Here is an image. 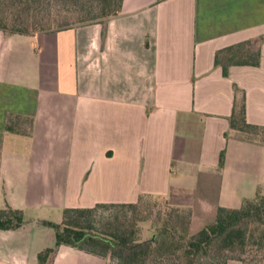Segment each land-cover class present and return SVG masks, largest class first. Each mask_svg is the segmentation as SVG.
Here are the masks:
<instances>
[{"label":"crops","instance_id":"1","mask_svg":"<svg viewBox=\"0 0 264 264\" xmlns=\"http://www.w3.org/2000/svg\"><path fill=\"white\" fill-rule=\"evenodd\" d=\"M245 40L259 63L224 74L218 51ZM243 94L256 131L231 127ZM141 194L189 209L191 229L264 195V0H123L103 20L0 27V208L23 215L0 227V264H36L66 207ZM45 264L107 260L61 244Z\"/></svg>","mask_w":264,"mask_h":264},{"label":"trees","instance_id":"2","mask_svg":"<svg viewBox=\"0 0 264 264\" xmlns=\"http://www.w3.org/2000/svg\"><path fill=\"white\" fill-rule=\"evenodd\" d=\"M2 3L3 1L0 0V27L9 34L63 28L70 26L74 21L103 20L117 14L121 10L123 0H96L88 9V13L77 11L74 15L68 10L56 13L48 10L44 17H36L31 22L28 18L21 19L18 15L15 17L2 15ZM247 45L249 47L246 51L243 48ZM254 48L256 50L253 51ZM259 58L260 51L257 45H252V40H245L219 50L216 63L222 62L224 74H228L229 64H258ZM230 124L232 128L248 132L256 131L258 128L257 125L247 121L244 94L234 101ZM223 158L224 151L221 153V163H223ZM150 196L154 195L141 194L135 202L97 203L93 207H66L62 221L44 220V223L56 230V244L40 251L36 264H45L49 256L61 244L72 245L101 256L108 252L114 254L119 251L120 256L127 259L122 264L145 262L157 252L165 253L166 249L176 254L181 262L179 264H215L208 256L215 246L229 248L240 253L246 252L250 246L255 245L259 249H264V195L262 194L244 199L240 207L220 206L215 221L196 232H190L191 211L189 209L186 215L178 219H184L183 221L187 223L186 231L177 230V223H172V225L164 223L152 234L153 238L147 239L138 236L135 230L124 229V222H121L123 228L116 226V228L110 227L101 231L91 220L94 213L105 208L133 207L139 210L146 198ZM116 219H118L117 215ZM22 222L21 209L10 205L0 208L1 228H11ZM252 224L255 225L251 229ZM256 228L262 231L258 236L255 235ZM163 247L166 249H162ZM203 255H206L203 261H198ZM237 259L245 264L244 258L238 257Z\"/></svg>","mask_w":264,"mask_h":264},{"label":"rangeland","instance_id":"3","mask_svg":"<svg viewBox=\"0 0 264 264\" xmlns=\"http://www.w3.org/2000/svg\"><path fill=\"white\" fill-rule=\"evenodd\" d=\"M1 9H3L2 15L7 14L9 17L19 16L21 19L28 18L29 21H33L36 17H44L48 10L56 13L61 10H68L72 15L77 14V11L89 12L91 5L96 2V0H2ZM69 16V15H68ZM89 21H74L70 25H75L79 23H85ZM247 45L243 49L247 51ZM256 48L253 49V51ZM211 171H214L211 169ZM204 173L202 174L203 178ZM213 177H219V174H213ZM201 192V190L199 191ZM188 212L187 208L177 207L171 204L168 199L161 196H150L147 197L144 203L139 207V210L133 207H118V208H105L99 210L92 215V222L96 225L99 230H105L107 228L122 227L124 222V229L135 230L138 232V236L147 239L152 236V234L158 230V227L164 223L172 225V223H177V230L184 232L186 231L185 226L187 223L182 220V215H186ZM210 212H206L204 217L209 218ZM116 215L118 219H116ZM180 215V216H179ZM212 217L217 216V211ZM194 226L190 227V232H196L204 225L201 224L198 218L195 219ZM210 222V221H209ZM255 224L251 225L254 227ZM260 228L255 229V235L261 234ZM99 248V247H98ZM162 249H166L163 247ZM167 250V249H166ZM165 253H155L149 257L148 260L135 262L133 264H179L181 263L176 254L168 252ZM202 256L201 260L203 261ZM210 259L214 261L215 264L226 262L231 259H237L242 257L245 259V264H264V249H259L257 245L250 246L248 250L244 253L239 251H232L229 248H220L215 246L211 254H208ZM104 257L107 260V264H122L126 261V258L120 256L119 251L112 254L108 252ZM185 262V261H184Z\"/></svg>","mask_w":264,"mask_h":264},{"label":"water","instance_id":"4","mask_svg":"<svg viewBox=\"0 0 264 264\" xmlns=\"http://www.w3.org/2000/svg\"><path fill=\"white\" fill-rule=\"evenodd\" d=\"M154 237V235H152L150 238H153Z\"/></svg>","mask_w":264,"mask_h":264}]
</instances>
